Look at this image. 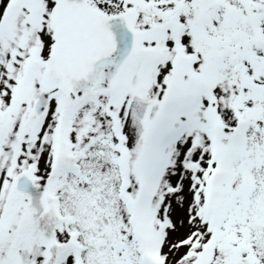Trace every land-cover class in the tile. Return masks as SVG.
<instances>
[{
  "label": "snow or ice",
  "instance_id": "1",
  "mask_svg": "<svg viewBox=\"0 0 264 264\" xmlns=\"http://www.w3.org/2000/svg\"><path fill=\"white\" fill-rule=\"evenodd\" d=\"M0 264H264V0H0Z\"/></svg>",
  "mask_w": 264,
  "mask_h": 264
}]
</instances>
